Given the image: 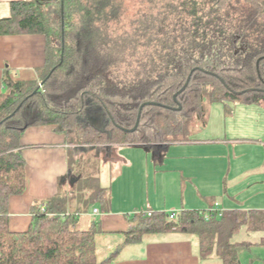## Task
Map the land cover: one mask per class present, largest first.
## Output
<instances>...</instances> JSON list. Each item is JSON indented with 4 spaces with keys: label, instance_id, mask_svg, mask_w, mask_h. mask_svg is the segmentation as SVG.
<instances>
[{
    "label": "trees",
    "instance_id": "1",
    "mask_svg": "<svg viewBox=\"0 0 264 264\" xmlns=\"http://www.w3.org/2000/svg\"><path fill=\"white\" fill-rule=\"evenodd\" d=\"M137 1L128 14L127 0H18L0 19L2 33L46 40L39 79L6 73L0 92V264H108L119 251L98 259L99 225L81 229L61 195L32 207L28 229L10 230L8 199L26 186L20 139L29 126L54 125L69 144L155 149L190 140L193 118L205 124L207 101L223 102L226 112L229 102L264 106V0ZM143 103L136 130H122L134 126ZM91 112L100 126L84 123ZM83 181L75 191L91 182L90 200L105 203L97 179ZM203 213H136L122 245L177 231L197 237L201 258L240 264L247 243L234 241L235 231H264V211L213 212L207 219Z\"/></svg>",
    "mask_w": 264,
    "mask_h": 264
},
{
    "label": "crops",
    "instance_id": "2",
    "mask_svg": "<svg viewBox=\"0 0 264 264\" xmlns=\"http://www.w3.org/2000/svg\"><path fill=\"white\" fill-rule=\"evenodd\" d=\"M12 1L18 0H0V19L11 15ZM45 43L40 33L0 32V92L6 73L14 80L39 79L46 59ZM228 107L231 122L225 121L223 112L212 130L207 127L188 141L160 143L155 149L146 145L150 151L142 144L129 143L72 147L54 125L29 126L20 139L26 186L23 193L8 199L10 230L28 229L32 207L42 208L43 201L61 195L65 211L78 214L81 229L93 222L99 225L98 259L119 249L108 264H219L214 257L199 256L198 239L192 234L172 231L146 235L135 243L122 242L123 232L139 212L205 211L215 204L222 212L264 211V106L229 102ZM90 118L101 125L95 113L84 120L92 125ZM90 153L104 159L99 182L108 192L105 203L90 200L85 188L75 191L80 180L97 179L75 173V158ZM232 239L247 243L239 251L240 264H264L263 230L241 226Z\"/></svg>",
    "mask_w": 264,
    "mask_h": 264
},
{
    "label": "rangeland",
    "instance_id": "3",
    "mask_svg": "<svg viewBox=\"0 0 264 264\" xmlns=\"http://www.w3.org/2000/svg\"><path fill=\"white\" fill-rule=\"evenodd\" d=\"M126 4L128 5V11L127 13L128 14H131L134 12V10L138 7V1L137 0H127ZM41 85V83L39 84ZM226 115V122H231V118H227L229 116V114L231 113V108H230V111L229 112H226L224 106L220 103V101H212V102H208L206 103V115H205V124L202 123L203 120H199V117H195L193 118L192 122H190V129L191 131L189 132V135H191V137L193 135H196L197 136V131H204V129H206L207 127L209 128L210 127V130H212L213 127H215L218 123V120L220 118V114L221 115ZM222 121H223V118H222ZM221 121V122H222ZM84 123H86V121H84ZM103 123H106V121H103ZM224 125V122L222 123ZM209 130H206L205 133H208ZM106 144H110L112 146H116L118 144H121V143H118V142H115V143H108V142H105V143H99V144H72V147H75V146H80V145H106ZM103 149V148H101ZM93 156H94V153H93ZM78 158H75V159H78V165H77V168H76V174H79V173H83V176L84 177H97V181H98V185H100V182H99V175L101 174V167H102V163H103V156L101 155L100 157L98 158H94L92 157V154H88L86 156H77ZM112 159H114L112 157ZM98 174V176H97ZM87 179V178H86ZM88 179H91L93 180L94 178H88ZM86 181V180H85ZM85 181H80L83 183H85ZM95 181V180H94ZM92 186L91 182L88 186V189L85 188L84 189V192L86 195H88L91 190H89ZM89 190V191H88ZM105 190V195L108 194L107 192V189H104ZM76 193V192H75ZM213 261H216L220 264V260L219 258L217 257H214L212 258Z\"/></svg>",
    "mask_w": 264,
    "mask_h": 264
},
{
    "label": "water",
    "instance_id": "4",
    "mask_svg": "<svg viewBox=\"0 0 264 264\" xmlns=\"http://www.w3.org/2000/svg\"><path fill=\"white\" fill-rule=\"evenodd\" d=\"M62 2H61V8H62ZM53 70V69H52ZM51 70V71H52ZM188 81H189V77L187 78V80H186V83L178 90V93L179 92H181V91H183L184 90V88L186 87V85H187V83H188ZM174 99H176V94L174 95ZM146 103H143L141 106H140V109H139V113H138V116H137V119H136V122H135V124H134V126L132 127V128H130V129H127V128H121L122 130H124V131H126V132H132V131H135L136 130V128H137V126H138V123H139V118H140V114H141V110H142V108H143V106L145 105ZM178 109H180V106H178ZM96 120L95 119H92V118H90V123L92 124V125H96ZM141 147L143 148V149H145L146 151H150V149L146 146V145H141ZM70 173H71V171H68V174L67 175H70ZM70 183L72 184V182L74 181V179L73 178H70Z\"/></svg>",
    "mask_w": 264,
    "mask_h": 264
},
{
    "label": "built area",
    "instance_id": "5",
    "mask_svg": "<svg viewBox=\"0 0 264 264\" xmlns=\"http://www.w3.org/2000/svg\"><path fill=\"white\" fill-rule=\"evenodd\" d=\"M95 211H96V209H95ZM150 212L151 211H149L147 213L150 214ZM213 212H217L219 215H221L223 213L222 210L218 209L217 205L215 204L214 207L204 211V213H203L204 217L207 219L210 216V214L213 213ZM175 216H176V212L175 211H171L170 212V218H173Z\"/></svg>",
    "mask_w": 264,
    "mask_h": 264
}]
</instances>
